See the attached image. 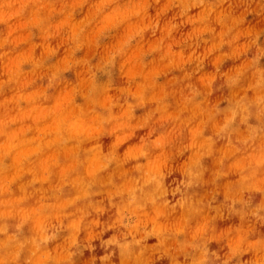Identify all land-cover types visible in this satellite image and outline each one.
<instances>
[{
  "label": "clouds",
  "instance_id": "clouds-1",
  "mask_svg": "<svg viewBox=\"0 0 264 264\" xmlns=\"http://www.w3.org/2000/svg\"><path fill=\"white\" fill-rule=\"evenodd\" d=\"M0 67V264H264V0H0Z\"/></svg>",
  "mask_w": 264,
  "mask_h": 264
},
{
  "label": "rangeland",
  "instance_id": "rangeland-1",
  "mask_svg": "<svg viewBox=\"0 0 264 264\" xmlns=\"http://www.w3.org/2000/svg\"><path fill=\"white\" fill-rule=\"evenodd\" d=\"M43 53V49L42 48H38L37 49V55H40ZM64 58V53L63 50L60 52V54L57 56V63H61L63 61ZM230 61L226 62L225 67L230 65ZM26 68L28 67L27 65L25 66ZM5 71V69L3 67H0V72ZM115 75V72H114ZM85 78V73L83 69H76L73 68L71 70V72L65 73V81L67 84V88L65 90H63L61 93H58V103H63L67 100H69L71 98V89L75 86V84L79 81H82ZM100 79H106V77L104 76H100ZM115 86L117 88H123L125 86V81L122 78H117L116 82H115ZM141 110H138V114ZM183 181V176L182 174H180L179 172L171 175L170 177H168V183H175V184H179ZM226 195V194H225ZM218 199L222 200L223 197L220 196L218 197ZM238 220V218H233V220L231 222H236ZM230 221H224L221 222V226H226L227 223H229ZM106 238V237H105ZM150 243H154V239H151L149 241ZM210 247L212 248H216L218 247L216 244H212L210 245Z\"/></svg>",
  "mask_w": 264,
  "mask_h": 264
}]
</instances>
